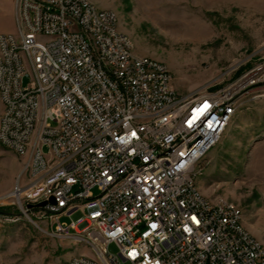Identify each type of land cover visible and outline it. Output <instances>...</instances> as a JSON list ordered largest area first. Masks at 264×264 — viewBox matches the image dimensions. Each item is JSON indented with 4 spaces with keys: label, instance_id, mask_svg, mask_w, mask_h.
<instances>
[{
    "label": "built area",
    "instance_id": "1",
    "mask_svg": "<svg viewBox=\"0 0 264 264\" xmlns=\"http://www.w3.org/2000/svg\"><path fill=\"white\" fill-rule=\"evenodd\" d=\"M15 4L20 35L0 33V140L26 158L28 182L15 191L22 208L42 213L52 237L97 255V263L81 254L72 264H264L263 246L242 233L239 208L192 186L226 128L208 108L194 111V101L217 111L264 98V57L216 91L184 96L163 63L133 60L114 11L85 0ZM35 121L42 129L28 143Z\"/></svg>",
    "mask_w": 264,
    "mask_h": 264
},
{
    "label": "rangeland",
    "instance_id": "2",
    "mask_svg": "<svg viewBox=\"0 0 264 264\" xmlns=\"http://www.w3.org/2000/svg\"><path fill=\"white\" fill-rule=\"evenodd\" d=\"M91 1L114 11L135 53L164 63L184 96L216 91L264 57V0ZM0 33L20 35L15 0H0ZM2 111L0 96V117ZM25 160L0 142V264H68L77 255L94 257L85 243L49 235L42 213L22 208L15 191L28 182ZM202 166V194L237 204L245 228L264 246V98L244 103ZM61 222L71 219L63 216ZM108 251L118 254L114 243Z\"/></svg>",
    "mask_w": 264,
    "mask_h": 264
},
{
    "label": "bare ground",
    "instance_id": "3",
    "mask_svg": "<svg viewBox=\"0 0 264 264\" xmlns=\"http://www.w3.org/2000/svg\"><path fill=\"white\" fill-rule=\"evenodd\" d=\"M85 2L90 5V7L94 10H102L101 8L97 7L95 3H93L91 0H85ZM113 25H115V28H117L118 32L120 31L118 27V18L116 14H113ZM123 37H128V45L129 46H134L132 39L123 32ZM29 38H36V31H29ZM132 58L133 60H151V61H157L152 58L148 57H141L138 56L135 51H132ZM160 62V61H158ZM162 63V62H161ZM163 68L165 70H169L168 67L163 63ZM24 72H31V65H24ZM0 96H1V101L3 104V111L2 115L0 118H3V113H5V102L2 100V90H1V85H0ZM246 101L242 100H232L231 101V108H222V109H217L216 107H209V101H194L193 103V110L194 111H202V108H208V115H216L217 122H224L225 121V130L224 134L227 131V128L229 124L235 119L237 114L243 109L244 103ZM42 129V121H35L34 123V131H30L28 133V143H36L38 141V131H41ZM223 137V136H222ZM220 137L217 139V143L220 141L222 138ZM1 144L5 147V142H2L0 140ZM216 143V144H217ZM197 178L198 176H192V186H198L197 185ZM200 193L201 190H200ZM17 194V193H16ZM214 202L219 203V204H225V208H239L237 211V218L240 224H242V233L247 235L249 238H252V240L255 242V244L263 246L258 240H256L250 232L245 228L243 224V212L242 209L235 204L232 201H227L223 199H215ZM172 239L173 242H181V234H179V231H172ZM113 241V234H99V242H111ZM90 247V246H89ZM263 252H264V246H263ZM77 256L72 257L68 264H72V261H76ZM89 263H97V255L94 257L89 256Z\"/></svg>",
    "mask_w": 264,
    "mask_h": 264
},
{
    "label": "water",
    "instance_id": "4",
    "mask_svg": "<svg viewBox=\"0 0 264 264\" xmlns=\"http://www.w3.org/2000/svg\"><path fill=\"white\" fill-rule=\"evenodd\" d=\"M50 202L54 204L55 203V200L54 199H51ZM45 205H46V202H43V203L37 205V207H43Z\"/></svg>",
    "mask_w": 264,
    "mask_h": 264
}]
</instances>
